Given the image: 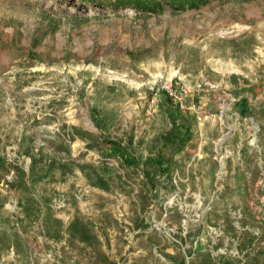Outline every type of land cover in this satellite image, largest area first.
Wrapping results in <instances>:
<instances>
[{
  "label": "rangeland",
  "instance_id": "1",
  "mask_svg": "<svg viewBox=\"0 0 264 264\" xmlns=\"http://www.w3.org/2000/svg\"><path fill=\"white\" fill-rule=\"evenodd\" d=\"M147 1L0 0V264H264V0Z\"/></svg>",
  "mask_w": 264,
  "mask_h": 264
},
{
  "label": "built area",
  "instance_id": "2",
  "mask_svg": "<svg viewBox=\"0 0 264 264\" xmlns=\"http://www.w3.org/2000/svg\"><path fill=\"white\" fill-rule=\"evenodd\" d=\"M160 90L168 93V95L175 97L176 99L182 101L185 96L188 95V89L185 87L175 88L172 82H164L161 84Z\"/></svg>",
  "mask_w": 264,
  "mask_h": 264
},
{
  "label": "trees",
  "instance_id": "3",
  "mask_svg": "<svg viewBox=\"0 0 264 264\" xmlns=\"http://www.w3.org/2000/svg\"><path fill=\"white\" fill-rule=\"evenodd\" d=\"M136 1V5L142 9H150L148 6V1L147 0H135ZM166 1H171V0H166ZM174 1V0H172ZM191 5H197V4H191Z\"/></svg>",
  "mask_w": 264,
  "mask_h": 264
}]
</instances>
